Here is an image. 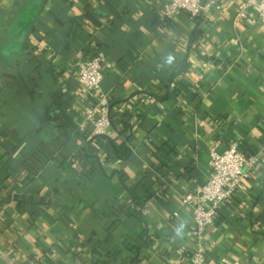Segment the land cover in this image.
Instances as JSON below:
<instances>
[{
    "label": "crops",
    "instance_id": "1",
    "mask_svg": "<svg viewBox=\"0 0 264 264\" xmlns=\"http://www.w3.org/2000/svg\"><path fill=\"white\" fill-rule=\"evenodd\" d=\"M29 1L0 0V264H191L183 198L232 144L260 164L204 232L205 263L264 264V24L238 20V0L166 20L168 0H38L21 56ZM100 48L103 136L75 66Z\"/></svg>",
    "mask_w": 264,
    "mask_h": 264
},
{
    "label": "built area",
    "instance_id": "2",
    "mask_svg": "<svg viewBox=\"0 0 264 264\" xmlns=\"http://www.w3.org/2000/svg\"><path fill=\"white\" fill-rule=\"evenodd\" d=\"M208 6L210 4L206 0H168L164 19L183 12L198 16ZM237 10L238 20L251 18L255 23L264 24V0H238ZM75 66L79 82L91 98V104L85 107V120L94 125L96 134L107 135L112 126V113L109 99L102 92V82L105 68L112 66L109 57L104 51H99L91 57L78 58ZM259 164L258 153L244 152L237 144L223 151L216 146L211 148L209 179L197 192H191L183 198V203L192 208V229L199 238L191 264H206L205 246L201 241L204 232L217 222L221 208L234 199L242 183L252 177ZM222 264L242 262L225 256Z\"/></svg>",
    "mask_w": 264,
    "mask_h": 264
},
{
    "label": "trees",
    "instance_id": "3",
    "mask_svg": "<svg viewBox=\"0 0 264 264\" xmlns=\"http://www.w3.org/2000/svg\"><path fill=\"white\" fill-rule=\"evenodd\" d=\"M30 3H28L27 5H24L23 8H21V10H25L23 11V13L18 16V18L16 20H13L14 22L11 24V35H10V38L12 41H14V46H16V54L17 55H23L25 51L27 50H30L29 47L26 45L25 43V37L31 33L34 32L35 28L33 26V23H34V18L37 14V10H38V0H31L29 1ZM33 10H36V11H33ZM104 52H108L106 49L100 48V51H103ZM31 57H29V59L31 60V62H34L33 64L35 65L36 64V67H39V60H38V54H34L33 52H31ZM29 76V74L27 75ZM58 113V111H56V109H50L49 111H46L45 114L43 115L44 116V119H47L50 117V115H54ZM85 157L84 158H87L88 157H92V156H95V157H98L97 155H93L91 153H86L84 154ZM97 160L95 159V162L96 163ZM93 163V165L95 166V164ZM27 166H22L21 168H19V171L21 169H24L26 168ZM89 171V170H88ZM88 171H85L84 172V177H88L90 175H92V171L93 170H90V172Z\"/></svg>",
    "mask_w": 264,
    "mask_h": 264
},
{
    "label": "clouds",
    "instance_id": "4",
    "mask_svg": "<svg viewBox=\"0 0 264 264\" xmlns=\"http://www.w3.org/2000/svg\"><path fill=\"white\" fill-rule=\"evenodd\" d=\"M171 59V58H170Z\"/></svg>",
    "mask_w": 264,
    "mask_h": 264
}]
</instances>
